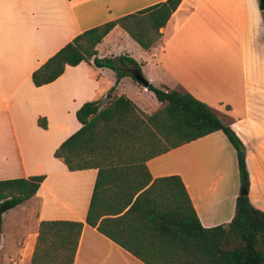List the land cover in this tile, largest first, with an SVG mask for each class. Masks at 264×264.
Listing matches in <instances>:
<instances>
[{
    "label": "crops",
    "instance_id": "crops-1",
    "mask_svg": "<svg viewBox=\"0 0 264 264\" xmlns=\"http://www.w3.org/2000/svg\"><path fill=\"white\" fill-rule=\"evenodd\" d=\"M160 1L0 0V179L44 176L35 193L14 206L29 208L33 224L22 233H30L23 243L7 252L12 263L28 264L40 220H74L82 227L71 264H144L84 222L96 169L69 171L52 152L80 126L74 111L84 101H104L114 86L113 94L150 113L136 93L152 92L126 75L115 83L111 69L83 61L65 65L40 86L30 74L81 31ZM159 31L158 41L144 50L115 25L95 45V55L128 56L147 83L180 87L208 105L241 141L246 196L264 211V24L257 0H180ZM232 148L216 130L149 158L145 166L151 178L177 175L200 225L213 227L230 221L239 194Z\"/></svg>",
    "mask_w": 264,
    "mask_h": 264
},
{
    "label": "trees",
    "instance_id": "trees-1",
    "mask_svg": "<svg viewBox=\"0 0 264 264\" xmlns=\"http://www.w3.org/2000/svg\"><path fill=\"white\" fill-rule=\"evenodd\" d=\"M180 0H163L89 27L63 44L30 74L34 86L53 81L65 65L106 67L141 85L130 73L139 64L125 55L96 57L95 45L117 25L144 50L160 38ZM264 24V10L261 11ZM160 106L141 111L123 94L108 89L104 101L88 100L74 111L80 126L53 150L69 170L96 169L84 222L144 264H264V211L246 194L235 197L230 221L202 227L177 175L151 178L145 161L220 130L235 150L241 187L248 177L244 147L204 102L180 87L146 82ZM37 123L44 127V118ZM43 175L0 179L1 215L31 197ZM114 216V217H112ZM82 222L40 220L28 264H71ZM112 229L123 233L112 234Z\"/></svg>",
    "mask_w": 264,
    "mask_h": 264
},
{
    "label": "rangeland",
    "instance_id": "rangeland-1",
    "mask_svg": "<svg viewBox=\"0 0 264 264\" xmlns=\"http://www.w3.org/2000/svg\"><path fill=\"white\" fill-rule=\"evenodd\" d=\"M132 1L133 0H131V2ZM103 83L106 84V80H104ZM135 93L136 92H134V94ZM136 95H137V99L139 100L138 102H140L141 106L144 108L146 112L155 110L159 106V103L150 92L148 93L137 92ZM232 157L235 160V154H233ZM233 167L237 168L236 165ZM225 171L228 172V173L226 172L227 179L229 180V182H232L234 176H232V172L228 166L225 167ZM237 187H238V192H240L241 189L240 181ZM32 224H33L32 213L30 212L29 208H26L25 206L14 207L3 214L1 228H0V235H1L0 264H15L12 263V260L9 259L7 260V254L13 252L14 244L15 246L22 244L23 239L29 236L30 233L28 234H22V233L29 231ZM8 255L9 257H12L14 260L13 254H8Z\"/></svg>",
    "mask_w": 264,
    "mask_h": 264
},
{
    "label": "water",
    "instance_id": "water-1",
    "mask_svg": "<svg viewBox=\"0 0 264 264\" xmlns=\"http://www.w3.org/2000/svg\"><path fill=\"white\" fill-rule=\"evenodd\" d=\"M257 6H258V9H259L260 11L264 10V0H257ZM130 73L132 74V76H133V77H134L139 83H141L143 86L146 85V81L142 78V76L140 75V72L130 70ZM239 193H240L241 195H245V194H246V188H245L244 186L241 187Z\"/></svg>",
    "mask_w": 264,
    "mask_h": 264
}]
</instances>
